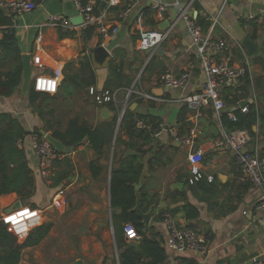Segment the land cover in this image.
<instances>
[{"label":"crops","instance_id":"1","mask_svg":"<svg viewBox=\"0 0 264 264\" xmlns=\"http://www.w3.org/2000/svg\"><path fill=\"white\" fill-rule=\"evenodd\" d=\"M153 1L169 5L163 16L157 15L152 9ZM173 2L174 0H141L138 7L124 19L119 18L123 5L106 7L104 11L99 10L104 17V22L119 27L118 33L106 40L101 39L97 34L92 39L85 40L83 30L77 28L78 26L68 30L73 32L72 37L60 38L59 30L67 31V29L52 26L49 23V17L54 14L64 15L70 20L78 17L79 13L73 0H45L33 12L18 16L15 19L14 28L22 54L41 55L46 67L45 72L52 73L54 69L62 67L65 74L78 77L77 82L87 83L90 73L83 65L90 64L95 74V84L90 88L94 87L98 91L116 94V101L105 106L110 116L104 120L101 118L103 107H94L96 101L89 93L90 88L87 90L85 84L84 89L80 86L75 87V93L71 95L68 93L66 95L64 88L60 85L56 103L61 108H69V119L78 117L81 123L96 126L117 117V111L123 109L125 101L129 98L130 109L133 108L137 113L146 115L155 108L156 113L153 116L157 120L168 126H177L179 129L180 112L187 107L181 98L200 88L201 72L199 69L195 72L194 80L185 90L164 89L159 82L162 63L166 69L179 74L197 56L183 20L180 18L181 10L174 6ZM179 3L180 7L185 9L195 21L197 17H202L212 23L211 28L215 27V38L228 41L235 63L242 64L248 61L253 83L249 90L257 96L254 82L264 85L263 64L255 62L258 56H262L264 60L262 52L264 0H179ZM140 13H143L144 28L160 29L162 23H170L169 38L161 45L164 50L159 56L153 55L157 57V60L149 71H146V68L153 57L152 53L139 51L135 47L139 28L136 17ZM249 17H252V21L258 25L256 40L252 38L255 26L249 22L251 21L248 20ZM38 33L43 35V42L40 51L36 52L35 39ZM2 35V29H0V38ZM245 36H249L259 45V52L254 57H248L246 49L241 45ZM237 43L241 45V48L237 46ZM99 45H104L112 55L111 60L104 67H98L92 60V52ZM126 60H130L127 71L125 70ZM112 61H115L118 67L122 65L124 73L136 77L135 80L143 77V83L140 84L141 88L143 87L142 91L145 95L155 97L156 100L147 101L140 95L138 97L135 92L137 89L132 93V95L135 94L133 95L135 99H130L131 96L128 97V93L124 95V91L129 92L132 85L128 88L107 87L110 77L109 65ZM70 62L73 64L68 67L67 64ZM20 86L11 97H0V114H11L27 132L31 133L35 128H41L43 122L30 106L29 94L23 95L19 91ZM155 91L158 92L155 93ZM226 93L223 91L224 99ZM68 103L69 107L66 106ZM240 105L227 103L223 113L240 109ZM260 107L264 111V103H261ZM125 111L123 109L122 112L125 113ZM203 112L204 115L197 123L198 133L195 142L196 147L204 151L203 170L206 174L214 175L215 179L212 183L206 180L196 185L186 183L184 178L190 174L187 150L174 143L170 133H162L154 140L155 147L163 149L162 157L157 159L154 170L151 173L148 171L145 178L146 190L151 195V199L156 202L149 227H152L166 241L168 229L164 223L163 214L171 213L176 221L194 229L207 241L210 247L207 255L187 250L179 255L182 261H193L197 264H253L257 259L264 262V214L256 210L260 191L245 179L233 151L227 146L220 147L215 144L223 137L225 131H229L222 125L221 116L218 117L214 110L209 108L204 109ZM123 113L119 120L117 119V129L113 137L115 141L119 134ZM188 113L187 107V117ZM254 130L258 131V127ZM23 148L27 153L36 185L28 203L41 210V224H52V228L39 245L22 250L20 264H107L111 262L113 257L107 255L106 251H109V248H106L104 240L97 241L94 236H91V239L83 242L78 237L84 234L82 222L87 220L91 225L95 224L96 228H101L108 223L114 233L109 191L111 171L117 166L114 164L113 152L109 160L101 163L104 172L99 179H95L92 177L89 165L99 156L89 142L86 140L74 149L66 148V153H62L65 155L64 162L56 164L53 168L52 177L59 182L54 186L53 178L47 182L40 176L39 161L30 147L29 135L25 138ZM249 148L262 155L264 123L261 124V133L251 141ZM63 175L65 177L62 178ZM98 187L101 188L98 189ZM78 189H84L89 194L86 193L84 198L67 197L68 193L76 192ZM183 194L186 195L189 203L197 207L199 216L196 219L188 220L185 216L182 210L185 201L180 198ZM204 196L209 197V201ZM17 201L22 203L15 193L0 195V218ZM57 201H60V204H56ZM76 202L83 204L79 209L76 207V210L85 215L79 224L75 223L74 227L69 225L67 231L60 225V221L72 210L69 206ZM43 209L51 213V218L45 216L44 219ZM159 215H162V219ZM25 240H20V243ZM113 244L116 248L114 235ZM71 249L72 254L67 257L60 254L61 251L69 253ZM167 251L168 257L164 264H172L173 253ZM115 264H119L118 251Z\"/></svg>","mask_w":264,"mask_h":264},{"label":"trees","instance_id":"2","mask_svg":"<svg viewBox=\"0 0 264 264\" xmlns=\"http://www.w3.org/2000/svg\"><path fill=\"white\" fill-rule=\"evenodd\" d=\"M31 1L38 2L39 0ZM97 3L96 13H99L101 0H97ZM13 18L14 15L8 16L4 10L0 9V29H2L3 33L2 38H0L1 98L11 97L22 83V51L16 36ZM249 22L255 26V33L252 34V38L256 40L258 37V25L252 20ZM196 23L204 33H208L212 26L210 21L202 17H197ZM214 30L215 27L213 28V33ZM82 33L85 40H90L95 35L93 27L83 30ZM59 35L60 38L72 37L73 32L60 29ZM262 52L264 53V42L262 44ZM156 60L157 57L153 56L146 71L152 68ZM255 62L262 63L264 69L262 56L256 57ZM72 64L70 62L67 66L71 67ZM83 66L90 73L89 79L87 78L88 82H77L76 78L78 77L69 76L64 73L61 86L64 88L65 94H74L75 87L79 88L80 86L81 89H84L85 84L88 90L90 86L95 84V74L92 71L91 65L84 64ZM161 66L162 71L160 74L166 69L163 63ZM109 69L110 77L107 87L111 89L113 87L128 88L132 85L133 77L131 74L124 73L122 65L118 67L115 61H112ZM142 80L143 77L140 79L141 83H143ZM114 84L116 86H113ZM252 84L251 75L248 72L242 80V86L237 89L234 87L225 88L224 93L228 92L225 95L226 104L239 105L243 101H246L253 93L249 90ZM254 86L258 95L256 96L257 99L261 100L262 98L264 103V85H258L254 82ZM238 91H241V94ZM28 98L30 106L43 122L41 128H35L33 131L51 134L68 149L77 148L87 140L99 156L98 159L89 165L92 177L99 179L104 172L102 162H106L110 157L117 117L110 121H103L96 126H90L87 123H81L78 117L69 119V108L64 110L65 108H61L59 105L53 107L52 105L57 102V94H43L32 89ZM96 104L94 105L96 108L107 105ZM108 104H113V102ZM229 113L234 114L236 120L229 118ZM186 114L187 107H184L178 118L180 134H184L191 127L190 122L187 121ZM137 119L149 123L152 130L158 129L161 123L152 114L143 115L137 113L135 110H131L129 107L126 108L120 123L119 134L113 150V160L117 166L111 171L109 186L118 261L119 264H164L168 257V251L164 247L165 241L163 237L152 227H149L146 231L142 219L134 211L137 203L135 186L141 182L145 170H148L149 173L154 170L155 162L157 159H161L163 149L155 147V138L152 137L150 131L137 127ZM220 120L225 129L229 131L247 130L252 140H255L261 133V124L264 123V111L260 107V104L253 103L249 105L248 113H242L240 109L231 110L223 113ZM255 127H258V131L254 130ZM29 134L11 114H0V195L15 193L24 206L35 208L28 203L36 188L35 180L32 176L27 153L18 144L19 140L26 138ZM262 155H264V148L262 149ZM61 162H64V160L56 161L55 165ZM63 177L65 176L63 175ZM53 180L54 186L59 183L55 178ZM140 194L141 210L144 213L150 209L154 210L153 206H155L156 202L151 199V195L147 192L145 182L141 187ZM180 198L185 201L182 210L187 219H196L199 216L197 207L187 201L185 194ZM159 217L162 219V215H159ZM127 223H131L140 235L138 241H127L124 235V226ZM51 228L52 224H41L33 228L26 240L20 243L18 238L8 231L7 226L0 223V264H20L22 250L26 247L39 245L49 235ZM183 262L185 264H197L193 261L183 260Z\"/></svg>","mask_w":264,"mask_h":264},{"label":"built area","instance_id":"3","mask_svg":"<svg viewBox=\"0 0 264 264\" xmlns=\"http://www.w3.org/2000/svg\"><path fill=\"white\" fill-rule=\"evenodd\" d=\"M44 1L0 0V9L4 10L8 16L14 15L13 21L15 23V19L18 16L33 12ZM73 1L79 16L83 17L82 24L77 28L85 30L93 27L94 33L103 40L110 39L118 33V26L109 25L104 22L103 15L96 13L97 0ZM105 1L107 2L108 8L123 5L119 14L120 19L128 17L141 2V0ZM173 5L179 7L181 10L180 18L183 20L197 56L179 74H175L171 69H165L159 75V82L164 89L185 90L194 80L195 72L198 69L200 70V88L181 98L189 110L187 121L192 125L184 134L179 133L177 126H168L165 123H160L158 129L152 130L149 123L140 119H137V127L150 131L152 137L155 139L160 137L162 133L168 132L174 143L180 148L187 150L190 174L184 178L186 183L196 185L203 180L212 183L214 181V175L206 174L203 170L204 151L196 147L197 123L204 115L203 110L206 108L213 109L218 117L223 114L226 108L223 91L227 87L237 89L242 86V80L250 72V66L248 61L242 64L235 63L228 41L216 39L213 33V27L208 33H204L187 11L180 7L179 0H174ZM151 7L157 15L163 16L169 5L167 3L153 1ZM248 20H253V18L249 17ZM49 23L54 27L67 30H72L76 27L72 24L70 18L60 14L51 15L49 17ZM136 24L139 28L137 29L135 47L139 51L154 53L169 38L170 30L168 29L144 28L143 13H140L136 17ZM42 42L43 35L38 33L35 39L36 52L40 51ZM237 46L241 48V45L238 43ZM31 64L33 69L37 71L33 78V90L43 94L56 95L59 92L61 82L64 78L63 68L58 67L52 73L45 72L46 67L39 54L32 56ZM132 92L133 90L129 91L130 94ZM89 93L98 105L116 101L115 93L98 91L94 87L89 89ZM238 93L241 94V91H238ZM140 96L147 101L156 100L155 97L150 95L140 94ZM253 103L257 104V97L254 93L246 101L242 102L240 105L241 112L248 113L249 105ZM127 107H125V110ZM229 117L232 120H236L232 113H229ZM47 135L48 133L46 132L32 131L29 134V143L38 158L40 176L47 182H50L56 161L63 160L65 155L55 150L52 143L48 140ZM251 141L252 137L247 130H231L225 131L223 137L216 141L215 144L220 147L227 146L233 151L236 162L243 172L245 179L260 191L256 210L264 214V155H261L258 151L250 150L249 146ZM24 143L25 138L18 142L21 147L24 146ZM56 204H60V201H57ZM41 220V210L22 205L18 209L5 213L0 218V223L6 225L8 231L19 240H24L33 228L42 223ZM163 220L168 229L165 248L173 253L172 264H185L179 255L187 250L198 251L202 255L209 253L210 247L207 241L197 231L176 221L171 213H165ZM124 235L127 241H138L140 239V235L131 223H127L124 226ZM253 264H264V262L256 259Z\"/></svg>","mask_w":264,"mask_h":264},{"label":"water","instance_id":"4","mask_svg":"<svg viewBox=\"0 0 264 264\" xmlns=\"http://www.w3.org/2000/svg\"><path fill=\"white\" fill-rule=\"evenodd\" d=\"M107 7V2L105 0H103L100 4L99 10L100 11H104L105 8ZM72 24L74 26H79L82 24L83 22V17L82 16H78L75 17L71 20ZM168 28H170V23L169 22H165L162 23L160 29L161 30H167ZM242 47L246 49L248 57H254L258 54L259 52V45L258 43L254 42L249 36H245L244 39L242 40L241 43ZM163 47H158L154 53H152L153 55H161L163 52ZM151 56V57H152ZM150 57V58H151ZM31 58L32 56L30 54H22V65H23V74H22V83L20 86L19 91L23 94V95H27L30 93V91L33 89L32 88V83H33V66L31 64ZM112 55L110 53V51L104 46V45H99L97 48H95L92 52V60L93 62L98 66V67H104L106 66L109 61L111 60ZM129 64H130V60H126L125 61V70L127 71L129 68ZM158 91H155V93H157ZM133 110V108H131ZM150 113L153 115L156 113V109H151ZM124 114V113H123ZM109 112L108 109L106 107L101 108V118L104 120H107L109 118ZM48 140L52 143V145L54 146L55 150H57L58 152L61 153H66L67 149L66 146L59 140L55 139L51 134L48 133L47 135ZM148 170H145L143 177L141 179V182L135 186L136 189V197H137V203L136 206L134 208V211L137 212L138 216L142 219V222L145 226V230L147 231L149 226H150V220H151V215H152V209H150L148 212L144 213L141 210V194H140V190L141 187L143 186L144 182H145V178H146V174H147ZM205 199L207 201H209V197L204 196ZM22 206V203L20 201H17L15 203V205L8 211H12L15 209H18Z\"/></svg>","mask_w":264,"mask_h":264},{"label":"rangeland","instance_id":"5","mask_svg":"<svg viewBox=\"0 0 264 264\" xmlns=\"http://www.w3.org/2000/svg\"><path fill=\"white\" fill-rule=\"evenodd\" d=\"M36 73L37 72L35 70L33 72V74L36 75ZM135 78L136 77H133L132 87H130L129 90H132L133 89V92L136 89L139 90V91H137V90L135 91L136 94L139 97L140 94H145V93L142 91L143 87L141 88V85H140L141 81L139 79H136L135 80ZM124 93H125L124 95H127V93H128V95L131 96L130 99H135V96H133L135 94L132 95V93L130 94L128 91H124ZM128 103H129V98H128V100L125 101V104H124L123 109H125V107L128 106ZM261 103H263V99L262 98H261V100L260 99H257V104H260L261 105ZM56 105H58V104L55 102L54 105H52V106L53 107H56ZM66 106L69 107V103L66 104ZM123 109H121L120 111H117V113H116V116H117V119L118 120H119L121 114L123 113L122 112ZM64 110H67V108H65ZM117 124H118V122H117ZM116 129H117V126H116ZM114 145H115V139H113V142H112L111 152H113V150H114ZM111 152H110V154H111ZM99 188H101V187H98V189ZM86 193H87V191H84V189H78L76 192L68 193L67 194V197L70 196V197H76V198H78V197L84 198V195H86ZM88 194L89 193H87V195ZM92 195H95V193H92ZM82 206H83V204H81L80 202L74 203L73 205L69 206V208H71L72 210H70L68 214H66V215H64L62 217V219L60 221V225L62 227H65L67 231H68V228L67 227H69V225H71V226L74 227L75 226V223L76 224H79L81 218L85 215L83 213L80 214V212L78 211V209L80 207H82ZM76 207L78 208L77 210H76ZM42 211H43L44 219H45V216L51 218V213H49L46 209L45 210L43 209ZM82 230L84 231V234L83 235H79L78 238L81 241H83V242H85L88 239H91V236H94L95 237V240H97V241H103L104 240L103 242L105 243L106 248L107 249L109 248V251H106L107 255H111L113 257V259L111 260V262H107V264H115L116 263L117 251H116V248H115V246L113 244V235H114V233H113L112 227L109 226L108 223H106L105 226L103 225L101 228L100 227L96 228L95 224H92L91 225L90 222L87 220V221H83L82 222ZM88 231H90V232H88ZM67 239H69V237H67ZM19 242H21V241L19 240ZM60 254L65 255L67 257L69 254L70 255L72 254V249L69 251V253H67L65 251L64 252L61 251Z\"/></svg>","mask_w":264,"mask_h":264}]
</instances>
